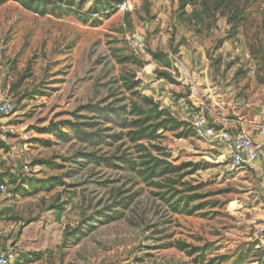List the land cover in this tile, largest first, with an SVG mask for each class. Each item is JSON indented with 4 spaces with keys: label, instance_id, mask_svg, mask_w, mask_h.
I'll list each match as a JSON object with an SVG mask.
<instances>
[{
    "label": "rangeland",
    "instance_id": "rangeland-1",
    "mask_svg": "<svg viewBox=\"0 0 264 264\" xmlns=\"http://www.w3.org/2000/svg\"><path fill=\"white\" fill-rule=\"evenodd\" d=\"M124 1L125 10L99 16L94 0L47 14L0 4V91L14 101L6 121L25 131L28 149L0 152V173L17 175L0 191L15 264H215L208 261L242 250L241 264H264L251 225L264 204V166L228 172L224 146L197 138L189 123L198 114L256 132L264 120V0ZM125 55L133 59L121 62ZM125 72L190 131L160 138L169 161L196 168L178 186L195 198L179 213L128 171L85 160L94 150L73 136L82 105L128 100ZM177 241L202 248L201 256H186Z\"/></svg>",
    "mask_w": 264,
    "mask_h": 264
},
{
    "label": "trees",
    "instance_id": "trees-1",
    "mask_svg": "<svg viewBox=\"0 0 264 264\" xmlns=\"http://www.w3.org/2000/svg\"><path fill=\"white\" fill-rule=\"evenodd\" d=\"M8 0H0V4ZM25 9L47 14L59 6L71 9L73 0H15ZM114 3H113V2ZM124 0H94L93 14L101 15L114 10ZM84 1L78 3L82 6ZM52 4V5H51ZM52 6V7H51ZM133 57H120L121 62H128ZM125 92H129L128 100L116 99L111 102L87 103L79 107L82 112L75 114L76 120L70 124L74 138L94 151L83 153L87 161H94L107 170H126L137 177L146 186L152 187L154 195L171 206L174 213H179L195 200L192 195H183L178 186L188 184L182 179L195 169L182 171L185 163L173 164L167 159L164 147L160 144L163 132H171L174 137L185 138L189 130L184 128V121L173 116L167 109L160 108L152 97L140 93V80L135 73L125 72L119 77ZM193 132V131H192ZM105 147L96 154V150ZM9 147L0 144V152H8ZM9 156V154H8ZM10 157V156H9ZM31 167V163L29 165ZM22 174V173H21ZM16 173H0V182L8 178L16 181ZM191 191L190 186L183 189ZM193 209L188 210L191 213ZM175 247L186 256H201L202 248L177 241ZM247 256L242 250L234 256L220 255L212 257L208 262L220 264L230 260L229 264H241Z\"/></svg>",
    "mask_w": 264,
    "mask_h": 264
},
{
    "label": "built area",
    "instance_id": "built-area-1",
    "mask_svg": "<svg viewBox=\"0 0 264 264\" xmlns=\"http://www.w3.org/2000/svg\"><path fill=\"white\" fill-rule=\"evenodd\" d=\"M127 3L123 1L117 6V10H125ZM14 101L4 96L0 91V144L9 147L8 154L13 156H24L27 152V136L24 130H17L12 124L6 121V117L14 111ZM190 127L195 136L199 139L209 140L221 143L224 146L225 168L228 172H238L240 170L252 167L254 163L264 166V140L255 141L253 134H249L243 128H221L215 130L210 126L211 122L198 114H190ZM256 134L264 138V120L256 126ZM10 137L19 140V145H9ZM22 173L28 174L30 166L24 163L21 167ZM7 185L0 182V191L5 192ZM255 195L258 194L254 191ZM261 217L254 218L251 221L253 232L258 241L262 244L259 249L264 252V204L261 206ZM16 258L14 249H5L0 251V264H12Z\"/></svg>",
    "mask_w": 264,
    "mask_h": 264
},
{
    "label": "crops",
    "instance_id": "crops-1",
    "mask_svg": "<svg viewBox=\"0 0 264 264\" xmlns=\"http://www.w3.org/2000/svg\"><path fill=\"white\" fill-rule=\"evenodd\" d=\"M149 94H151L150 92H149ZM154 98H156V96L154 95V94H151ZM168 104H171L170 102L169 103H163L161 106L162 107H168V106H170V105H168ZM171 109H172V107H171ZM263 119H264V117H263ZM216 125H221L222 126V128H227L226 127V124H224V123H215ZM244 129V128H243ZM249 134H253V138H254V140L255 141H262V140H264V138L263 137H261V136H259V135H257L256 134V132L255 131H250V130H246ZM255 169H257V170H260V164L259 163H254L253 165H252ZM11 228L12 227H0V251H3V250H5V249H14L15 250V252H16V258H15V260L13 261V263L12 264H15V262L17 261V259H18V253H17V251H16V249H15V246L17 245V243H15V244H13V241H10V240H8V241H6V242H4L5 240H4V236H6V234H7V232H9V231H11ZM20 252V251H19Z\"/></svg>",
    "mask_w": 264,
    "mask_h": 264
},
{
    "label": "water",
    "instance_id": "water-1",
    "mask_svg": "<svg viewBox=\"0 0 264 264\" xmlns=\"http://www.w3.org/2000/svg\"><path fill=\"white\" fill-rule=\"evenodd\" d=\"M181 79H184V73L181 71ZM210 126H212L215 130H219L222 128L221 125H216L215 123H211Z\"/></svg>",
    "mask_w": 264,
    "mask_h": 264
}]
</instances>
